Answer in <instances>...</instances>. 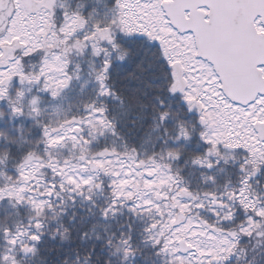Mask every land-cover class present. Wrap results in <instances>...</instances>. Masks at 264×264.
<instances>
[{
    "label": "snow or ice",
    "instance_id": "1",
    "mask_svg": "<svg viewBox=\"0 0 264 264\" xmlns=\"http://www.w3.org/2000/svg\"><path fill=\"white\" fill-rule=\"evenodd\" d=\"M0 264H264V0H0Z\"/></svg>",
    "mask_w": 264,
    "mask_h": 264
}]
</instances>
